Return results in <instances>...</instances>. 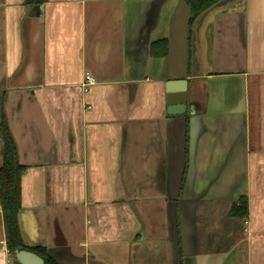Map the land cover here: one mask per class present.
I'll list each match as a JSON object with an SVG mask.
<instances>
[{"label":"crops","instance_id":"0c3cea01","mask_svg":"<svg viewBox=\"0 0 264 264\" xmlns=\"http://www.w3.org/2000/svg\"><path fill=\"white\" fill-rule=\"evenodd\" d=\"M191 12L0 0V166L4 121L27 246L61 264H264V0ZM0 264H22L1 202Z\"/></svg>","mask_w":264,"mask_h":264},{"label":"trees","instance_id":"16d2710c","mask_svg":"<svg viewBox=\"0 0 264 264\" xmlns=\"http://www.w3.org/2000/svg\"><path fill=\"white\" fill-rule=\"evenodd\" d=\"M44 0H28L30 4H38ZM191 7L190 24L208 8L220 0H186ZM1 129L5 140L4 163L0 166V202L6 223L8 248L15 252L18 249H29L37 252L45 259V264H61L54 260L45 248H32L25 244L20 226V210L22 208V173L25 166L19 162L17 148L4 121ZM248 203L241 198L232 206V214L246 216Z\"/></svg>","mask_w":264,"mask_h":264},{"label":"water","instance_id":"95a60500","mask_svg":"<svg viewBox=\"0 0 264 264\" xmlns=\"http://www.w3.org/2000/svg\"><path fill=\"white\" fill-rule=\"evenodd\" d=\"M184 94L180 98L179 104L171 106V110H177V112H184L188 106V91L182 89ZM170 110V111H171ZM16 257L22 264H45V259L37 252L29 249L16 250Z\"/></svg>","mask_w":264,"mask_h":264},{"label":"built area","instance_id":"2783aa9c","mask_svg":"<svg viewBox=\"0 0 264 264\" xmlns=\"http://www.w3.org/2000/svg\"><path fill=\"white\" fill-rule=\"evenodd\" d=\"M85 83H84V87H85V90H88L89 89V86L95 82V77L92 73L90 72H87L86 75H85Z\"/></svg>","mask_w":264,"mask_h":264}]
</instances>
